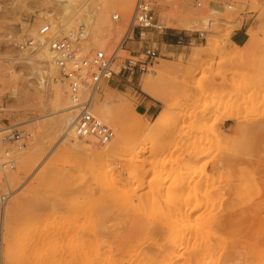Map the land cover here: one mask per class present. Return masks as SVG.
I'll list each match as a JSON object with an SVG mask.
<instances>
[{"label": "rangeland", "instance_id": "374dc122", "mask_svg": "<svg viewBox=\"0 0 264 264\" xmlns=\"http://www.w3.org/2000/svg\"><path fill=\"white\" fill-rule=\"evenodd\" d=\"M13 1L0 0V138L17 127L31 139L20 169H0V264H264V0H158L167 29H146L143 40L131 32L124 47L154 46L162 57L133 82L113 76L91 107L115 132L105 146L64 134L69 98L36 78L43 68L51 75L46 61L29 69L6 59V33L32 36L42 12L60 21L62 7ZM83 1L95 6L92 40L116 46L135 0L127 13L111 0ZM244 23L258 36L248 53L231 42ZM176 36L181 43L164 44Z\"/></svg>", "mask_w": 264, "mask_h": 264}, {"label": "built area", "instance_id": "2783aa9c", "mask_svg": "<svg viewBox=\"0 0 264 264\" xmlns=\"http://www.w3.org/2000/svg\"><path fill=\"white\" fill-rule=\"evenodd\" d=\"M20 0H14L18 3ZM206 0H195L197 7H202ZM158 0H135L130 26L123 39L114 47L109 42L95 43L92 40V20L94 6L91 1L80 3L71 17L73 27L68 23L42 21L36 34L26 36L6 33L5 51L8 59L17 68H29L39 62L36 60L38 48L46 46L51 54L56 74L48 76L43 67L45 79L54 84L60 83L73 105L66 119L67 129L72 130L79 143L105 146L115 137L114 130L95 116L91 107L103 84L117 77L119 83L133 82L154 67L162 57V52L154 46L144 47L142 52L133 54L126 50L125 42L128 34L136 32L138 38H145L146 29L164 32L167 27L161 20L158 11ZM120 20V14L112 15V21ZM201 39L206 40V32H198ZM180 40H183L180 38ZM129 55H122L121 52ZM115 67L118 68L115 71ZM3 133V134H2ZM1 164L0 169L7 173L20 169L18 161L21 153L27 148L31 135L27 130L13 127L1 132ZM5 199L4 195L1 196Z\"/></svg>", "mask_w": 264, "mask_h": 264}, {"label": "bare ground", "instance_id": "6f19581e", "mask_svg": "<svg viewBox=\"0 0 264 264\" xmlns=\"http://www.w3.org/2000/svg\"><path fill=\"white\" fill-rule=\"evenodd\" d=\"M57 1V3L58 4H60V6L62 7V11H63V16H61V20L59 21V22H61V23H63V21H64V19L65 18H67L68 17V19L66 20L67 21V23H68V28L69 27H71L72 26V20H71V17L73 16V11L74 10H72V8L73 7H76V6H78V4L82 1V0H56ZM113 3H115V2H117L118 4H119V6H123V9H124V13L126 12L127 13V11H128V9H130V1H132V0H111ZM93 2V1H92ZM93 4V3H92ZM95 7V6H94ZM77 10V9H76ZM41 14V13H40ZM42 14H43V16H40L39 15V21H44V20H46V21H50V22H52V23H55L53 20H54V16H55V13H52V12H48V11H45V12H42ZM44 14H46L45 16H44ZM48 15V17H46ZM59 19V18H58ZM65 21V22H66ZM93 21V20H92ZM92 26H93V23H92ZM35 32H36V30H35ZM35 32H33V34L32 35H35L36 33ZM248 35H249V39H248V41L246 42V44H244L243 46H235V48L236 49H238V50H241L242 52H244V53H248L249 51H251V50H253L254 48H255V46H256V44H257V40H258V36H257V34H256V32L253 30V29H250L249 30V32H248ZM96 41L97 42H95V43H101L102 41H101V39L100 38H97L96 39ZM39 51H41V57H42V59L39 57ZM37 57H39L38 59H40V60H44V61H46L47 62V67H48V69H49V71H50V73H51V75H50V77H52V74H54V73H56V69H55V66H54V64H53V61H52V57H51V54H50V52L48 51V49H47V47L46 46H41V47H39L38 48V53H37ZM168 65H164V64H162V65H159V70H160V72H165L167 69H168ZM156 72V71H155ZM36 78H38V82H39V88L40 89H44V87L47 89V90H50V91H53L54 89H56V88H61V89H64V91H65V88L60 84V83H57V84H54L52 81H48L47 79H45V76H44V72H42V70L40 71V70H38V71H36ZM143 91L144 92H146L148 95H150L151 97H154V98H157V95H156V93H155V91H154V85H153V83L151 82V81H145L144 82V84H143ZM65 94H66V92H65ZM67 95V94H66ZM69 100V99H68ZM68 103H69V106H68V108L66 109V112H67V117L70 115V111L72 110V108H73V105L71 104V102L70 101H68ZM103 115V114H102ZM67 117H66V119H67ZM102 117V116H101ZM233 118V117H232ZM101 120L103 121V119L101 118ZM262 122H259V124L260 125H258V126H260V127H258L259 129H261V124ZM65 126H66V121H65ZM64 126V127H65ZM262 127H264L263 125H262ZM264 129V128H263ZM262 130V129H261ZM61 131H62V129H61V127L60 126H58V127H56V132L58 133V134H60L61 133ZM263 131V130H262ZM66 133H64V134H67V135H69V136H72V137H74V139H75V141L76 142H78L77 140H76V138H75V136H74V134H73V132H72V130H70V129H67L66 131H65ZM69 132V133H68ZM68 145V144H67ZM1 150V149H0ZM0 164H1V152H0ZM1 179V178H0ZM2 181H4V180H2ZM4 182H6L7 184H11L12 183V176L11 177H9L8 179H6ZM119 188V187H118ZM112 189V188H111ZM115 189V188H114ZM119 189H121V188H119ZM116 190V189H115ZM116 192V191H115ZM2 197H0V199H1ZM8 209V208H7ZM175 213H176V211H174ZM178 213V212H177ZM5 214H6V210L3 212V214H2V220H4V216H5ZM140 215V214H139ZM170 215V214H169ZM179 217V216H178ZM181 217V216H180ZM167 218V217H166ZM164 221H165V219H163ZM170 220V219H169ZM173 220V219H172ZM183 220V219H182ZM187 220H188V217H187ZM211 220V219H210ZM167 222V221H166ZM210 222V221H209ZM60 223V222H59ZM170 223H171V220H170ZM177 223V222H176ZM222 223V222H221ZM71 224H72V222H71ZM175 224V223H174ZM198 224H200V223H198ZM217 224V223H216ZM63 225V224H62ZM141 225V224H140ZM179 225V224H178ZM58 226V225H57ZM68 226V225H67ZM181 226H183V225H181ZM180 226V227H181ZM220 226H221V224H220ZM55 227V226H54ZM202 227V226H201ZM64 229H65V227H64ZM174 229H176V227L174 228ZM66 230V229H65ZM71 230V229H70ZM69 230V231H70ZM179 230V229H178ZM204 231H205V228H204ZM179 232V231H178ZM64 233V232H63ZM60 234V233H59ZM42 235H46V233L45 234H42ZM51 235V234H50ZM188 235H189V233H188ZM187 235V236H188ZM48 236H49V234H48ZM42 238V237H41ZM46 238V237H45ZM182 238V237H181ZM47 239V238H46ZM195 239V238H194ZM38 240V239H37ZM175 240V239H174ZM183 240V239H182ZM185 240V239H184ZM38 242V241H37ZM173 242V241H172ZM179 242H181V241H179ZM187 242V241H186ZM175 243V242H174ZM184 243V242H183ZM200 243V242H199ZM174 244H172V246H173ZM181 245V244H180ZM184 245V244H183ZM182 245V246H183ZM174 248V247H173ZM71 251H73V250H71ZM77 251V250H76ZM172 251H174V250H172ZM67 253H69V252H67ZM73 253V252H72ZM173 253V252H172ZM56 254V253H55ZM59 254V253H58ZM71 254V253H70ZM75 254V253H74ZM78 254V256H79V253H77ZM210 254V253H209ZM71 255H73V254H71ZM197 255H199V254H197ZM76 256V255H75ZM173 256V255H172ZM188 256V255H187ZM193 256V255H192ZM191 256V257H192ZM195 256V255H194ZM202 256V255H201ZM64 258V257H63ZM75 258V257H74ZM173 258H174V256H173ZM172 258V259H173ZM190 258V257H189ZM194 258V257H193ZM57 259V258H56ZM59 259V258H58ZM61 259V258H60ZM78 259H80V257L78 258ZM129 259V258H128ZM192 260V259H191ZM194 260L196 261L197 259H196V257L194 258ZM55 261V260H54ZM58 262V261H57ZM186 262V261H185ZM187 262H190V261H187ZM41 264V263H40ZM184 264V263H183ZM186 264V263H185ZM200 264H201V262H200Z\"/></svg>", "mask_w": 264, "mask_h": 264}, {"label": "crops", "instance_id": "0c3cea01", "mask_svg": "<svg viewBox=\"0 0 264 264\" xmlns=\"http://www.w3.org/2000/svg\"><path fill=\"white\" fill-rule=\"evenodd\" d=\"M248 31L246 32V24L244 23L242 26H240L239 28H237L231 35V42L234 44L235 46H243L244 44H246L245 42H247V34ZM180 38H182V36H176L171 40L166 39L164 41V44L171 47V46H176L177 43H181ZM247 40V41H246ZM146 97H144V99L141 101V103L139 104L140 106H142L143 109V113L147 114V115H152V110L153 107H155V102L152 99H147L145 100Z\"/></svg>", "mask_w": 264, "mask_h": 264}, {"label": "trees", "instance_id": "16d2710c", "mask_svg": "<svg viewBox=\"0 0 264 264\" xmlns=\"http://www.w3.org/2000/svg\"><path fill=\"white\" fill-rule=\"evenodd\" d=\"M171 39H173V37H169V38H168V40H171Z\"/></svg>", "mask_w": 264, "mask_h": 264}]
</instances>
